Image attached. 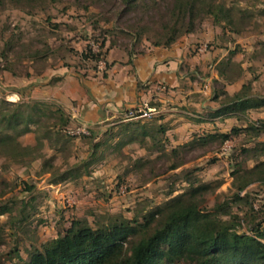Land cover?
Wrapping results in <instances>:
<instances>
[{
  "label": "rangeland",
  "instance_id": "1",
  "mask_svg": "<svg viewBox=\"0 0 264 264\" xmlns=\"http://www.w3.org/2000/svg\"><path fill=\"white\" fill-rule=\"evenodd\" d=\"M219 1L233 10V26L223 29L211 18H202L194 34L178 40L188 38L191 48L188 62L180 65L179 87L157 84L153 98L131 109L154 112L153 118L125 123L128 111H122L115 120L99 125L71 123L67 130L57 131L55 122L44 117L40 125L30 126L28 134L16 137L7 132L27 154L21 157L0 149V212L6 211L0 216V264H26L74 221L93 230L117 219L142 222L173 197L189 192L192 184L210 188L198 202L219 222L239 225L240 234H252L257 225L264 228V182L252 174L257 166L264 167V131L259 137L242 133L223 144L215 140L192 145L209 134L264 124V109L251 111L242 120L234 116L199 120L227 101L214 99L220 89L214 81L218 62L230 51L236 52L234 64L245 70L242 80H252V93L264 97V0ZM126 2L0 4L2 111L10 115L15 110L10 104L25 111L36 103L56 110L60 107L47 100L50 95L31 94L47 74L54 76L53 85L62 80L60 71L66 67L81 78L107 77L114 54L120 59L153 49L162 29L173 25V1L145 0L131 8ZM140 31L142 38L135 41ZM89 49L97 60L85 58ZM159 126L164 134L141 138L144 128L151 135ZM79 129L88 134H69ZM174 264L201 262L189 256Z\"/></svg>",
  "mask_w": 264,
  "mask_h": 264
},
{
  "label": "trees",
  "instance_id": "2",
  "mask_svg": "<svg viewBox=\"0 0 264 264\" xmlns=\"http://www.w3.org/2000/svg\"><path fill=\"white\" fill-rule=\"evenodd\" d=\"M42 1L0 0V4L9 2L13 6H33ZM144 1L127 0L126 3L131 8L143 4ZM172 1L173 25L162 29L161 38L151 44L155 48L169 49L182 36L194 34L196 25L202 18H211L214 24L223 29L227 25L233 26V10L224 2ZM233 31L237 33L236 30ZM142 35V31L136 32L134 40L140 41ZM235 55L236 52L230 51L228 57L216 67L219 80L214 81V84L220 89L215 90L214 99L219 101L226 97L227 101L199 120L225 119L231 116L242 120L251 111L264 109V97L252 93V80L243 81L241 90L233 96L225 90L227 86L242 81L245 73L240 64H234ZM85 58L98 59L91 54V49ZM1 104L8 106V102L3 101ZM10 105L15 107L10 115L0 108V149L9 150L15 155L22 154L21 157L27 154V150L17 143L16 137L30 133V126L40 125L44 117L55 122L53 128L57 131L67 130L72 123L60 108L50 110L36 103L21 111L19 105ZM263 131L264 124L250 123L243 128H234L228 134L199 137L192 145L202 146L215 140L223 144L242 133L259 137ZM7 132L15 133L16 137ZM164 133L162 126L151 135L144 128L141 138L144 140L146 137ZM263 152L262 150V155ZM258 168L257 166L250 173L258 176L263 183L264 167ZM209 189L208 186L194 187L192 184L189 192L173 197L144 216L142 222L117 219L103 229L93 230L74 221L63 236L45 244L43 251L34 252L26 264H174L189 256L197 258L201 264H264V228L257 225L251 229L252 234H240L237 231L239 225L219 222L217 216L204 210L198 202L199 196L208 193ZM4 213L6 211L2 210L0 216Z\"/></svg>",
  "mask_w": 264,
  "mask_h": 264
},
{
  "label": "crops",
  "instance_id": "3",
  "mask_svg": "<svg viewBox=\"0 0 264 264\" xmlns=\"http://www.w3.org/2000/svg\"><path fill=\"white\" fill-rule=\"evenodd\" d=\"M177 43L169 49L155 48L151 45L153 49L138 56L127 55L114 59V54L110 57L107 77L95 74L81 78L70 71V68H63L60 71L62 80L58 85H53L54 76L47 74L44 82L31 94L50 95L47 100L54 101L53 104L60 107L73 124L95 126L115 120V117L123 113L122 111L127 112L141 106V102L153 98L152 89L155 85L166 83L170 88L179 87L183 80L180 76V65L183 61L188 62L191 48L188 38ZM215 77L213 76V79L219 80L218 75ZM243 81L227 86L228 94L233 96L238 93ZM148 85L151 87L148 88Z\"/></svg>",
  "mask_w": 264,
  "mask_h": 264
},
{
  "label": "built area",
  "instance_id": "4",
  "mask_svg": "<svg viewBox=\"0 0 264 264\" xmlns=\"http://www.w3.org/2000/svg\"><path fill=\"white\" fill-rule=\"evenodd\" d=\"M156 114L150 112L149 110H129L123 118V122H136V121H146L153 118ZM81 133L88 134L84 129H79L76 133L69 132L71 135H81Z\"/></svg>",
  "mask_w": 264,
  "mask_h": 264
}]
</instances>
